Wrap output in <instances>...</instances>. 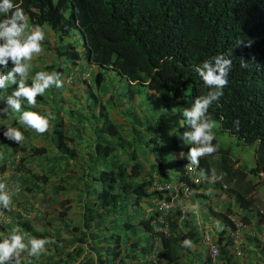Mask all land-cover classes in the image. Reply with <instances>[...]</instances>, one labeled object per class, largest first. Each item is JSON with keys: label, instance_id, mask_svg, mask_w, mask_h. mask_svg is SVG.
Segmentation results:
<instances>
[{"label": "trees", "instance_id": "obj_1", "mask_svg": "<svg viewBox=\"0 0 264 264\" xmlns=\"http://www.w3.org/2000/svg\"><path fill=\"white\" fill-rule=\"evenodd\" d=\"M13 3L23 8L30 28L47 26L56 35L58 42L50 49L57 56L71 64L83 59L88 66L86 71L91 67L95 70L92 77L88 74L91 82L87 81L82 90L92 98L93 107H97L91 109L89 103L80 107L84 108L83 113L67 111L77 121L81 120L78 125H70L71 132H77L80 138L82 128L88 131L89 137L79 150L67 145V141L72 142L74 138H67L62 130L60 112L65 109L61 100H58V105L54 101V114L51 116L25 103H22L21 111H34L49 119L48 136L56 154L48 171L54 173L59 169L66 173L68 159L79 160L80 152L84 151L82 160H79V173L67 176L68 180H73L69 188L56 184L52 193L64 189L77 191L76 198L81 205L80 231L91 225L101 229L100 241L104 244L100 247L89 245L90 250L99 255V264H137L121 258L122 253L132 257L133 252H136V257L150 256L144 264H189L190 261L192 264H210L203 240L198 241L206 251L200 263V251L191 260L188 254L193 246H182L185 239L194 243L200 238L195 239L193 225L197 221L199 225L210 222L209 216L217 218L220 225L215 241L211 240L219 251L217 257L223 262L236 264L235 258L241 252L229 234L235 235L243 227L239 229V225L229 217L231 208L211 215L209 204L206 205L208 212L201 209L205 204L199 205L197 199L198 203L191 206L192 193L189 189L184 191L183 186L199 187L200 183H191L187 172L188 160L175 156L170 169L160 153L162 150L171 154L177 151L180 147L177 136L190 129L181 114L177 132L170 131L168 125L156 119L159 106L155 102L163 104L166 109L176 105L181 112L190 108L197 98L214 90L204 85L195 67L218 55L231 60L227 86L219 100L209 107L208 114L220 130L253 145V165L247 170L240 165L234 166L236 160L229 157L228 147L215 138L212 143L217 146V151L200 158L199 166H194L193 171L199 176L212 178V185L224 191L226 197L231 198V204L242 213L244 223L250 221L251 216L258 215L252 209L250 193L222 185L213 177L212 170L226 183L233 181L237 186L245 181L247 174H263L264 177V0H13ZM0 19H3L2 15ZM73 31L79 34L81 55L76 45L62 42ZM242 63L248 66L241 67ZM11 67L9 61L8 68L0 71L7 73ZM49 69L61 74L64 68L60 64ZM106 72H112L124 82L122 98L129 105L124 111L120 110V114L126 122L117 123L92 92V88H98L105 80ZM26 82L31 84L29 79ZM16 87L11 85V90ZM144 90L151 93L149 97H144ZM109 94L110 98L105 101L107 104L112 103L113 94ZM138 99L140 114L137 116L131 111ZM40 101L38 96L36 103ZM236 121L239 122L238 128ZM21 131L23 135L28 134L27 130ZM2 140L3 132L0 131V142ZM161 141L163 145L159 146ZM192 146L183 141L181 151L187 153ZM24 150L19 143L13 142L10 155ZM43 152V147L30 148L33 155ZM23 161L24 156H17L16 168L23 169L26 175L18 174L15 178L18 186L30 193L38 188L37 183L43 185L47 180L42 172L36 174L24 168ZM3 169L1 164L0 171ZM157 185L162 188L157 189ZM207 187L204 183L201 190ZM200 197L210 196L201 193ZM157 200L171 204L167 210H158ZM187 201L189 208H185ZM195 206L203 210V217L193 212ZM67 208L68 205H64L62 213ZM249 211L253 215L247 214ZM258 216L264 221L261 215ZM18 220V227L28 240L48 238L54 241L50 243L53 251L47 256L50 264L64 260L56 230L39 232L27 220L19 217ZM258 225L261 224L257 220L253 228L244 232V239L254 240ZM0 228H4L1 222ZM226 230L228 236L224 239ZM129 233L134 236L132 241H129ZM229 246L231 251L234 248L232 253L227 250ZM82 250L75 246L65 255L71 256L72 252L79 255ZM263 250L264 246L260 247V251ZM184 258L187 260L182 261Z\"/></svg>", "mask_w": 264, "mask_h": 264}, {"label": "rangeland", "instance_id": "obj_2", "mask_svg": "<svg viewBox=\"0 0 264 264\" xmlns=\"http://www.w3.org/2000/svg\"><path fill=\"white\" fill-rule=\"evenodd\" d=\"M43 29L45 33V38L42 41V52L33 58L31 61L32 68L29 74L28 79L32 81V77L38 71H46L51 72L49 69L50 66L55 67L60 65L64 68L61 73V79L63 81V87L56 88L52 87V91L50 89L46 90L43 96H40L41 101L36 103V109H41L44 111L45 115L51 116L54 114L53 112V103L58 105V100H61V105L64 107V111L60 112V120L62 122V130L64 134H66L67 138H74L72 142L71 140L67 141L68 146H74L77 150L79 147L83 145L84 141L89 137L87 128H82L80 132V138L77 137V132H71L70 125L80 124V121H77V118H74L67 111L75 112L78 110L80 112H84L83 105H87L90 103V108H95L97 105L93 107L94 104L91 103L92 98L88 97L84 88V84L87 81L91 82L90 76L88 74L93 75L95 72L94 68L91 67L89 71L88 66H86L83 62V59H79L76 63L71 64L69 60L61 56H57L50 48H53L57 44L56 35L53 34L47 26H39ZM30 28V27H29ZM69 42L73 45H76L80 55H81V47L78 45L79 42V34L75 33V31L70 32L67 37H65L62 41ZM82 58V56H81ZM88 75V76H87ZM124 82L118 80V78L113 75L112 72H106L105 80L100 84L98 88H92V92L96 97V100L99 99L104 108H106L107 112L113 117L117 123L126 122L125 117L120 114L121 111H124V108H127L129 105L128 101H125L122 98V91L124 90ZM13 90H11V85L7 89L0 90V96H3V99H0V108H7V96L11 95ZM113 94L111 104H107L106 98H110V94ZM109 94V95H108ZM150 92L144 90V97H149ZM88 98H87V97ZM98 102V100H97ZM28 106L27 101H22ZM99 103V102H98ZM139 99L137 103L132 106L131 113L135 115H139ZM159 106L157 112L155 113L156 119L159 122L164 123L170 127V131L177 132V124L181 122L180 115L182 112L176 105H171L169 109H166L163 104L156 103ZM150 105H153V102H150ZM149 106V105H148ZM30 107V106H28ZM150 108V106H149ZM25 110V109H24ZM23 110V111H24ZM127 114V113H126ZM20 113L13 112L10 108L8 109L7 115H0V131L4 133L6 127H16L20 131L27 130L28 134L23 135L24 138L22 142L19 143L25 150L23 152L17 151L16 153L10 155L12 152L13 141L8 140L3 135V140L0 142V165L3 164L4 169L0 171V183L5 184V192H8L11 195V206L10 209L6 210L0 206V222L4 228H0V239L8 236L13 229H17L18 231H22L21 228L18 227V217L20 220H27L29 225L41 232L43 230L52 233L53 230L57 231L58 240L60 246L62 247V255L63 261L59 264H99L98 254H96L93 250H90V246L100 247L104 244V242L100 241L102 233L99 229H95L94 227L89 226L86 227L85 230L80 231V213H81V205L80 202L76 198L77 191L64 189L58 191L56 193H52V187L57 185L64 186L65 188H69L70 184H72L73 180H68L67 176H76L80 169L78 165L80 164L79 160H82L81 155L84 156L83 150L80 152L79 160L68 159V171L66 173L59 171V169H55L54 173L47 170L50 166L52 157L55 156L56 151L54 146L50 143V137L48 136V132L50 130V122L49 128L44 134H39L31 129H26L22 125L19 124L18 118ZM216 127L213 129L215 132V138L221 142L222 145L228 147L229 149V157L234 161V166L240 165V168H244L247 170L249 167L253 165V145L245 144L236 136L229 134L223 130H220L217 123H215ZM22 132V131H21ZM154 133V132H153ZM157 138L159 134L156 135ZM178 141L180 143V147L173 154L167 153L162 150L161 156L166 159L167 168H172V162L175 160V156H179L181 151V144L183 140L181 139V135L177 136ZM82 142V144L80 143ZM163 141H161L158 145L162 146ZM39 148L43 147L44 152L40 155H33L30 153V148ZM185 153V152H184ZM24 156L23 166L24 168H28L29 171L34 172L36 174H40L42 172L45 174L46 183L40 185V182L37 183L38 188H34L30 193L26 192L22 187L18 186L17 178H15L18 174L26 175L23 169L18 170L16 168L17 165V156ZM61 164V163H60ZM220 176V175H218ZM257 177V178H256ZM219 183L224 184L226 187L233 188L234 191L250 193L249 195L253 198L252 201V209L257 212L258 215H261L264 218V177L263 174H258L256 176L247 174L245 181L242 180L239 186L235 185L233 181L226 183L223 181V178L217 179ZM204 183H206L207 189L201 190ZM159 184V183H157ZM218 187V186H217ZM212 185V178L208 176L204 177V180L201 181L199 187H195L192 193V197L189 200L191 206L195 205L197 200L199 205H204V209H206V205L212 206V212H227V208H231L228 212L229 217L234 221V223L238 226L239 229L243 227V230H238V232L234 235H229L233 242L237 246V250H240V254L235 258L234 263L236 264H264V250L260 251V247L264 246V221L259 220V216H249L250 221H246L245 223L241 219V214L238 212L237 207L231 204V201L228 197H226L224 191L219 190ZM224 188V186L222 187ZM196 193V194H195ZM206 194L210 196L209 198L200 197V194ZM244 193V192H243ZM197 199V200H196ZM189 201L185 202V208H189ZM219 202V205H217ZM64 205H68V208L62 213V209ZM221 205V206H220ZM143 206V205H141ZM188 206V207H186ZM200 207V206H199ZM193 208V207H192ZM233 209H236L233 211ZM208 212V211H207ZM247 214L253 215L251 211L247 212ZM212 221L207 222V232L210 236L213 235L212 239L215 241L216 234L220 229L219 221L217 218L212 216ZM260 223L258 225L259 230L255 233L254 240L244 239V232L248 228H253L252 226L255 223ZM240 222V223H239ZM245 227H244V224ZM235 225V226H236ZM197 230V227L195 228ZM197 230L199 235L196 232V238L199 240H203V228L200 227ZM85 232V233H84ZM22 233V232H21ZM103 233H106L103 231ZM129 241L134 239V236L129 233L127 234ZM130 235V236H129ZM90 236H94L91 238ZM228 236L227 230L225 232L224 239ZM77 239H80L77 241ZM27 238L25 237V242H27ZM90 242V243H89ZM192 242V241H191ZM212 242V241H211ZM213 243V242H212ZM75 246H80L83 250L79 255H76L75 252L71 253V256L66 257V253L71 251ZM193 246V247H192ZM192 247V248H191ZM191 252L188 254V258L192 260L193 255L197 256L199 253V260L201 261V255L205 254L204 245L198 242H192L191 244ZM46 252L42 254L40 257H28L27 253L24 252L21 254L20 260L21 264H40L45 261L46 264H50L51 261H48L47 256L53 251L51 249V245H45ZM228 251L232 253L230 250V246L227 248ZM146 251V250H145ZM194 251V253H193ZM66 252V253H65ZM219 253V251H218ZM145 254V252H144ZM130 255V254H129ZM136 252L132 253V257L123 256L121 254V258L125 261L136 262L137 264H144V260L149 259L150 256H139L136 257ZM152 258V257H151ZM54 260V259H53ZM187 260L184 258L182 261ZM216 264H232L228 261L223 262L219 256L216 258ZM189 264H192L191 261Z\"/></svg>", "mask_w": 264, "mask_h": 264}, {"label": "clouds", "instance_id": "obj_3", "mask_svg": "<svg viewBox=\"0 0 264 264\" xmlns=\"http://www.w3.org/2000/svg\"><path fill=\"white\" fill-rule=\"evenodd\" d=\"M0 15L3 16V19H0V69L8 68L9 61L12 63L7 73L0 71V90L13 84L17 85L11 95L7 96L8 107L0 108V115H7L10 108L13 112L20 113V125L44 134L49 128V119L34 111H21L22 101H27L28 106L35 107L37 97L43 96L46 90L63 87L61 74L56 71H38L32 77L31 84H28L26 81L32 68L31 61L42 52L45 33L39 26L29 28L28 17L23 8L14 4L13 0H0ZM247 66L246 63L241 64V67ZM231 67V60L223 55L210 57L195 67L204 85L214 90L197 98L190 108H184L182 111L184 122L190 130L183 132L181 139L193 145L187 153L179 154L181 158L188 160V171H193L194 166H199L200 158L217 151V146L212 143L216 125L208 114V109L223 95ZM3 98L0 96V99ZM234 123L238 128L239 122ZM3 135L16 143L22 142L24 138L23 132L11 126L6 127ZM212 172L215 179L222 178L216 175L215 170ZM4 189L5 184L0 183V206L8 210L11 206V195ZM52 242L54 241L48 238H31L25 242V235L13 229L8 236L0 239V264H21L20 257L24 252L28 257L38 258L46 252L45 245ZM191 244L188 239L182 241L184 247H191Z\"/></svg>", "mask_w": 264, "mask_h": 264}, {"label": "built area", "instance_id": "obj_4", "mask_svg": "<svg viewBox=\"0 0 264 264\" xmlns=\"http://www.w3.org/2000/svg\"><path fill=\"white\" fill-rule=\"evenodd\" d=\"M187 172H188V175H189V178H190V181L192 184H199V183H201V181L204 180V177H206V176H199V175L195 174L194 171H188V167H187ZM178 186H181V184H178ZM156 188L160 189V188H162V186L157 185ZM194 189H195V186L192 188L183 186V190L184 191L188 190L189 193L194 191ZM155 203L157 205L158 210H163V209L167 210L171 204V203L164 202L162 200H157ZM202 228H203V241L207 245V254H208V257L210 260V264H214L216 257H217L218 249H217V246L215 244H213L210 240V237L208 235L209 233L206 231L208 228L207 225L203 226Z\"/></svg>", "mask_w": 264, "mask_h": 264}, {"label": "crops", "instance_id": "obj_5", "mask_svg": "<svg viewBox=\"0 0 264 264\" xmlns=\"http://www.w3.org/2000/svg\"><path fill=\"white\" fill-rule=\"evenodd\" d=\"M208 195H209V194H208ZM197 203H198V202H197ZM217 205H219V202H217ZM211 207H212V206H211ZM202 211H203V210H198L197 206H195L194 209H193V212H195L196 215H197V214H201L202 217H203ZM200 212H201V213H200ZM194 215H195V214H194ZM199 218H200V217H199ZM209 218L211 219V221L213 220L212 217L209 216ZM200 219H201V218H200ZM206 223H207V222L203 223L202 225H200V227L206 226ZM193 226H194L195 228L197 227V230H201V229H199V221H197ZM197 230L195 229V231H196L197 234L199 235V233H198ZM229 235H230V234H229ZM212 237H213V235L210 237V240H213ZM198 241H199V239H198L196 242H198ZM199 242H200V241H199ZM201 257H203V254L201 255Z\"/></svg>", "mask_w": 264, "mask_h": 264}]
</instances>
